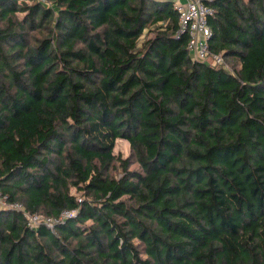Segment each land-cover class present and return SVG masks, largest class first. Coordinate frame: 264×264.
Wrapping results in <instances>:
<instances>
[{"label":"trees","instance_id":"1","mask_svg":"<svg viewBox=\"0 0 264 264\" xmlns=\"http://www.w3.org/2000/svg\"><path fill=\"white\" fill-rule=\"evenodd\" d=\"M45 1L0 0V193L79 214L0 210V264H264V0L206 2L233 73L170 1Z\"/></svg>","mask_w":264,"mask_h":264},{"label":"built area","instance_id":"2","mask_svg":"<svg viewBox=\"0 0 264 264\" xmlns=\"http://www.w3.org/2000/svg\"><path fill=\"white\" fill-rule=\"evenodd\" d=\"M212 0H183L176 1L173 5L179 15V34L188 36V51L195 62L211 67H220L233 73L227 65L223 54L213 53L210 49V39L213 35L209 23L214 16V10L207 5ZM9 196L0 193V210L17 211L23 215L28 229L38 232L44 226L57 235V226L64 224L78 216L79 210H63L58 217H49L43 214L31 213L20 202H11ZM82 198L78 199V203Z\"/></svg>","mask_w":264,"mask_h":264},{"label":"rangeland","instance_id":"3","mask_svg":"<svg viewBox=\"0 0 264 264\" xmlns=\"http://www.w3.org/2000/svg\"><path fill=\"white\" fill-rule=\"evenodd\" d=\"M41 1L46 2L45 0H41ZM28 3L31 4L32 1H29ZM45 5H48V3H45ZM19 16H20V18H22V17H24V14H20ZM148 36H153V35H149L148 30H146L145 35L142 37V40L140 42L141 45L143 44L142 42ZM115 154L117 156L118 155L123 156L124 159L128 158L130 155V144L126 140H118L117 144H116V148H115ZM131 169L132 170H139V166L136 164ZM71 194L76 196L78 199L82 198V193H77L75 189L71 190ZM88 224L90 225L91 222H88Z\"/></svg>","mask_w":264,"mask_h":264},{"label":"crops","instance_id":"4","mask_svg":"<svg viewBox=\"0 0 264 264\" xmlns=\"http://www.w3.org/2000/svg\"><path fill=\"white\" fill-rule=\"evenodd\" d=\"M158 1H170V2H172L173 4L176 2V1H178V0H158ZM180 1H183V0H180Z\"/></svg>","mask_w":264,"mask_h":264}]
</instances>
